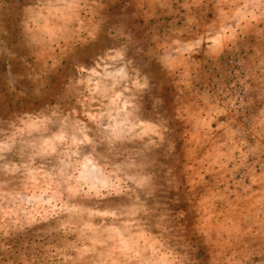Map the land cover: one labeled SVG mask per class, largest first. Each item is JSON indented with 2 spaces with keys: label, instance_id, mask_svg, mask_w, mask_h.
<instances>
[{
  "label": "rangeland",
  "instance_id": "374dc122",
  "mask_svg": "<svg viewBox=\"0 0 264 264\" xmlns=\"http://www.w3.org/2000/svg\"><path fill=\"white\" fill-rule=\"evenodd\" d=\"M0 264H264V0H0Z\"/></svg>",
  "mask_w": 264,
  "mask_h": 264
}]
</instances>
